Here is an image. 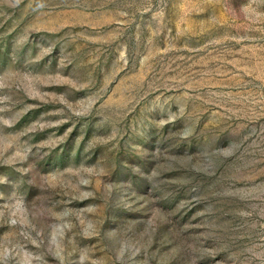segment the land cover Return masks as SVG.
Segmentation results:
<instances>
[{
	"label": "rangeland",
	"instance_id": "obj_1",
	"mask_svg": "<svg viewBox=\"0 0 264 264\" xmlns=\"http://www.w3.org/2000/svg\"><path fill=\"white\" fill-rule=\"evenodd\" d=\"M0 264H264V0H0Z\"/></svg>",
	"mask_w": 264,
	"mask_h": 264
}]
</instances>
